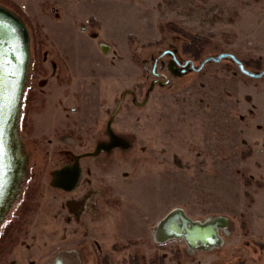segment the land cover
Wrapping results in <instances>:
<instances>
[{
	"label": "rangeland",
	"instance_id": "obj_1",
	"mask_svg": "<svg viewBox=\"0 0 264 264\" xmlns=\"http://www.w3.org/2000/svg\"><path fill=\"white\" fill-rule=\"evenodd\" d=\"M29 33L30 63L18 139L23 174L0 225V264H264V77L230 60L174 76L172 59L196 66L234 54L264 69V0H0ZM208 37L190 47L172 27ZM103 46H106V51ZM162 57V58H161ZM130 147L84 157L80 187L53 172L108 141ZM83 214L71 205L87 197ZM174 208L195 220L223 216V244L192 251L161 243Z\"/></svg>",
	"mask_w": 264,
	"mask_h": 264
},
{
	"label": "water",
	"instance_id": "obj_2",
	"mask_svg": "<svg viewBox=\"0 0 264 264\" xmlns=\"http://www.w3.org/2000/svg\"><path fill=\"white\" fill-rule=\"evenodd\" d=\"M106 51V46H103ZM171 55L176 59L174 50H166L162 56ZM230 60L238 66L239 71L250 78H263L262 71H250L234 54L221 53L205 58L199 66L187 61L179 72L169 70L174 76H183L192 71H201L209 63ZM30 50L29 33L25 24L13 13L0 6V221L4 215L14 193L20 160L17 155L15 129L19 117L26 78L29 71ZM170 83L156 78L146 92L144 101L140 102L133 90L127 89L121 93L110 119L107 123L108 141L99 142L92 152L75 156L73 163L65 164L53 172L51 185L66 192L76 190L82 180L83 169L81 159L97 157L103 152H110L115 148L127 149L130 143L113 130V121L120 111L128 95L136 106H145L151 92L159 84L164 87ZM229 226L226 217H210L205 220H195L182 208L171 210L157 225L155 238L161 243L174 239H183L192 250H211L223 244L220 230ZM61 264V262H58Z\"/></svg>",
	"mask_w": 264,
	"mask_h": 264
},
{
	"label": "flooded vegetation",
	"instance_id": "obj_3",
	"mask_svg": "<svg viewBox=\"0 0 264 264\" xmlns=\"http://www.w3.org/2000/svg\"><path fill=\"white\" fill-rule=\"evenodd\" d=\"M175 55H176V59H174L171 55H169L172 59L169 61L168 66H171L172 70H174L175 72H179L180 69L183 68L184 64L187 61L186 62L181 61V59H179V57H178L177 51H175ZM165 70H169V68L167 67ZM156 77H161V76L160 75H157ZM23 96H24V93H23ZM22 102H23V98H22ZM21 110H22V103H21L19 117H18V120H17L16 129H15V141H16V144H17V155H18V159L20 160V169H19V173H18V180L16 182V186H15V189H14V193L12 195L13 198H14V196L16 195V193L18 191L17 189L19 188V184H20V181H21V177L23 175V174H20V170H21V168H23V165H24V156L21 153V143H20V141L18 139V133H17L18 132V129H19V120H20ZM80 155H82V154H80ZM74 159H75V156H74ZM73 162H74V160L72 162H69V163H73ZM66 164H68V163H66ZM21 173H22V170H21ZM79 187H80V184H79L78 188ZM87 198H88V196L87 197H83L79 201H77L76 203H73L71 205L72 209L75 210V212L77 211L76 213L83 214L84 213V210L86 208V205H87ZM9 204L11 205V203H9ZM10 205H8V207H7L4 215L2 216L1 221H0V225L4 221L6 215H7L8 211H9L8 209L10 208L9 207Z\"/></svg>",
	"mask_w": 264,
	"mask_h": 264
},
{
	"label": "trees",
	"instance_id": "obj_4",
	"mask_svg": "<svg viewBox=\"0 0 264 264\" xmlns=\"http://www.w3.org/2000/svg\"><path fill=\"white\" fill-rule=\"evenodd\" d=\"M174 30H178V27L173 25L172 27ZM180 34H182L187 40L190 47L194 48H204L206 45L209 44L210 39L208 37H199L196 35H192L184 30H178Z\"/></svg>",
	"mask_w": 264,
	"mask_h": 264
},
{
	"label": "bare ground",
	"instance_id": "obj_5",
	"mask_svg": "<svg viewBox=\"0 0 264 264\" xmlns=\"http://www.w3.org/2000/svg\"><path fill=\"white\" fill-rule=\"evenodd\" d=\"M60 262V261H59ZM57 264H59V263H57ZM61 264H63V263H61Z\"/></svg>",
	"mask_w": 264,
	"mask_h": 264
}]
</instances>
